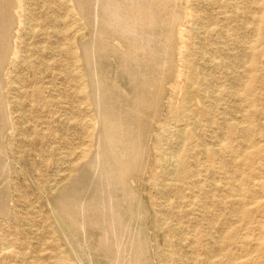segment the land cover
<instances>
[{
	"label": "rangeland",
	"instance_id": "obj_1",
	"mask_svg": "<svg viewBox=\"0 0 264 264\" xmlns=\"http://www.w3.org/2000/svg\"><path fill=\"white\" fill-rule=\"evenodd\" d=\"M107 1L12 0L8 1L10 7L6 8L7 4L0 9V20L5 21L3 27L9 45L0 68V77L4 76V80L0 79L4 97L0 96L1 112L4 109L3 118H0L4 126L0 124V137L3 133L1 140L6 149L0 152V264H264V0H166L165 3L156 0L160 4L158 7L155 0H150L153 3L147 0L149 5L146 0ZM128 4L132 7L129 8ZM164 7L174 16L171 12L169 15L164 13ZM7 10L12 12L9 14ZM138 11L145 13L136 15ZM137 17L145 21L156 17L155 24L159 25H154V30L147 29L148 32L143 26L142 30L147 33L137 31L140 40L145 39V34L148 39L151 31H154L153 36L149 38L156 35L153 43L149 42L155 48L152 62L139 58L148 63L145 62L147 65L144 67L139 61L142 70L147 67L146 70H152L155 75L147 84L143 83L140 79L144 70L136 68V73L141 71L142 75L138 76L139 87L133 89L128 85L131 84L128 83L129 76L118 73L119 64L114 55L109 56L112 59L109 63L104 58L106 52L109 53L107 50L110 51V45H106L108 40H114L113 35L116 34L117 41L120 38L124 41L121 36L126 41L128 36L125 32H130L133 25L128 18L137 20ZM159 21L161 24L157 23ZM116 25L120 26L119 29H115L118 28ZM96 35L100 38L97 39ZM105 35L109 39H105ZM102 37L107 43L101 41ZM91 40L99 43L98 51L103 49L95 54L97 58L103 56V60L95 61L92 53L95 45ZM87 44L93 47L89 48ZM86 47L88 50H84ZM89 57L94 58L92 65ZM168 60L172 62L169 64ZM101 61L104 67L107 65L105 69L100 68L101 73L102 70L103 74L107 72V77L109 75L108 78L112 79L110 88L116 86L112 84L117 81L122 84L124 96L130 93V99L128 97V102L124 103L130 105L123 107V111L116 96L109 94L114 99L108 98L114 103L117 100L113 103L114 108H117L116 104L118 106L114 109V115L119 114L115 119L126 120L121 121L120 126L124 124L126 131L131 129L134 133L129 132L124 139L127 132L118 136L115 129L117 142H113L118 146L112 142L113 148L112 143H107V148L100 151L104 169H100L102 172L98 174L93 170L95 163H86L85 157L97 153L96 136L101 124L93 89L95 80L93 84L91 82V77L96 75L91 76V73L92 67H101L102 64L97 65ZM4 63L8 65L5 67ZM101 73L98 72V79L103 89ZM153 91L158 95L154 96ZM135 98L138 101L131 105ZM119 109L122 113L133 114L129 115L130 121L120 115ZM138 116H143V119ZM145 129H149L148 135ZM105 132L103 141L109 142L110 133ZM133 135L138 139L140 149H132L131 153L130 146L129 150L123 148L125 152L121 151L125 145L121 146L118 140L124 137L127 143V138ZM145 140L149 141L148 144ZM142 143L150 149L146 148L149 152L145 150L141 155V148L146 146ZM127 165L131 166L128 173L118 178L117 174ZM82 170L87 173L80 177ZM113 172L117 173L115 177ZM129 176L133 179L129 180ZM74 179L78 181L75 191H81L75 192V200L78 197L76 204L89 203L94 211L90 214L97 217L93 226L88 224L86 232L75 218L71 220L68 213L65 216L63 210L64 201L69 205L75 203L72 202L74 196L64 192L75 182ZM125 182L130 186H125ZM115 187L126 190V194L122 191L125 196L119 195L121 191L116 192L118 189ZM105 197L119 204L115 205L118 211L114 214V228L118 238L125 233L124 239L130 240L122 239V249L129 248L122 250V254L128 251L132 254H123L126 255L125 261L118 259L123 255L115 257L117 254H114L118 248L117 240L111 234V224H107L108 221L114 222L113 215L109 213L111 208L104 207L101 213V200ZM125 198L130 204L122 201ZM119 207L122 209L120 212ZM105 218H108L107 223ZM97 220L101 223L98 224ZM79 221L82 220L79 218ZM94 226L99 229L91 230ZM105 230L110 232L109 237ZM131 242L133 245L137 242L138 246L132 248ZM138 242L144 243L141 244L144 248ZM125 243L128 246L125 247ZM84 248H87L86 252ZM137 249L142 251L138 253ZM136 252L139 255H135ZM92 256L93 260L90 259Z\"/></svg>",
	"mask_w": 264,
	"mask_h": 264
},
{
	"label": "bare ground",
	"instance_id": "obj_2",
	"mask_svg": "<svg viewBox=\"0 0 264 264\" xmlns=\"http://www.w3.org/2000/svg\"><path fill=\"white\" fill-rule=\"evenodd\" d=\"M8 1L11 2L12 0H3V1L0 0V9H4V8H5L4 6L7 5V4L9 3ZM93 1H94V0H93ZM98 1H99V0H98ZM108 1H109V0H108ZM108 1H107V2H108ZM122 1H123V0H122ZM134 1H135V0H133V2H134ZM146 1H147V0H146ZM146 1H144V2H146ZM148 1H150V0H148ZM148 1H147V3H148ZM157 1H158V0H157ZM162 1H163V2L165 1V2H166V0H162ZM168 1H169V0H168ZM1 2H3V3L5 2L4 5H3V3H1ZM13 2H14V0H13ZM95 2L97 3V1H95ZM117 2H118V1H117ZM119 2H120V0H119ZM129 2H130V0H129ZM135 2H136V1H135ZM138 2H139V1H138ZM150 2H151V1H150ZM150 2H149V3H150ZM154 2L157 3L156 0H155ZM158 2H159V1H158ZM165 2H164V3H165ZM14 3H16V1H15ZM14 3H12V4H14ZM96 3H95V4H96ZM101 3H102V1H101ZM110 3H111V2H110ZM120 3H121V2H120ZM120 3H119V4H120ZM124 3H125V2H124ZM140 3H141V1H140ZM140 3H139V4H140ZM149 3H148V5H149ZM151 3H153V1H152ZM103 4H104V3H103ZM130 4H132V3H130ZM137 4H138V3H137ZM106 5H107V4H106ZM115 5H116V3H115ZM122 5L125 6L123 3H122ZM128 5H129V4H128ZM133 5H134V4H133ZM140 5L143 6V4H140ZM150 5H152V4H150ZM155 5H156V4H155ZM159 5H160V4H159ZM159 5H158V3H157V6H156V7H158ZM10 6H11V5L8 4V6H7L6 8H8V7H10ZM92 6H94V5H92ZM103 6H104V5H103ZM117 6H119V5H117ZM123 6H122V8H123ZM135 6H136V4H135ZM146 6H147V5H146ZM161 6H162V5H161ZM164 6H165V5H164ZM2 7H3V8H2ZM95 7H96V6H95ZM115 7H116V6H115ZM130 7H132V6L129 5V8H130ZM140 7H141V6H140ZM14 8H15V7H14ZM122 8H121V9H122ZM126 8H127V7H126ZM148 8H149V6H148ZM150 8H152V7H150ZM150 8H149V9H150ZM104 9H105V8H104ZM110 9H111V7H110ZM133 9H134V8H133ZM135 9L138 10L136 7H135ZM135 9H134V10H135ZM145 9H146V7H145ZM167 9H168V8L164 7V10H163L164 13L168 14V12H171V15H172V11H170L169 9H168V10H169V11H168ZM9 10H10V9H9ZM100 10H101V9H100ZM123 10H124V9H123ZM129 10H130V9H129ZM129 10H128V11H129ZM131 10H132V9H131ZM140 10H141V9H140ZM143 10H144V9H143ZM152 10H153V8H152ZM152 10H151V11H152ZM155 10H156V9H155ZM157 10H159V8H158ZM7 11H8V10H7ZM14 11H15V10H14ZM96 11H97V10H96ZM96 11H95V12H96ZM110 11H111V10H110ZM116 11H117V10H116ZM121 11H122V10H121ZM128 11H127V12H128ZM153 11H154V10H153ZM163 11H162V12H163ZM4 12H5V11H4ZM8 12H9V14H10V12H12V11H8ZM102 12H103V11H102ZM107 12H108V14H110L109 11H108V9H107ZM107 12H106V13H107ZM127 12H126V13H127ZM132 12H133V11H132ZM139 12H140V11L136 12V13H137L136 15H138V14H140V13H141L140 15H143L142 13H145V12H143V11L140 12V13H139ZM114 13H115V12H114ZM117 13H118V11H117ZM152 13H153V12H152ZM174 13H175V12H174ZM17 14H18V13H17ZM99 14H100V13H99ZM127 14H128V13H127ZM131 14H133V13H131ZM148 14H149V13H148ZM162 14H163V13H162ZM7 15H8V14H7ZM14 15H16V13H14ZM106 15H107V14H106ZM111 15H112V14H111ZM122 15H123V14H122ZM134 15H135V14H134ZM140 15H139V17H140ZM144 15L147 16V14H144ZM149 15H150V14H149ZM168 15H169V14H168ZM171 15H170V17H171ZM176 15H177V14H176ZM0 16H1V15H0ZM3 16H5V14H4ZM3 16H2V17H3ZM83 16H85V15H83ZM89 16H90V15H89ZM94 16H95V15H94ZM97 16H98V15H97ZM97 16H96V17H97ZM101 16H103V15H101ZM101 16H99V17H101ZM108 16H109V15H108ZM118 16H119V15H118ZM131 16H132V15H131ZM131 16H130V17H131ZM151 16H152V15H151ZM155 16H157V14H156ZM172 16H174V15H172ZM177 16H178V15H177ZM13 17H14V16H13ZM85 17H86V16H85ZM148 17H150V16H148ZM91 18H92V16H91ZM109 18H110V17H109ZM115 18H116V17H115ZM117 18H118V17H117ZM153 18H154V16H153ZM153 18L151 17V21H148V18H147V19L145 18L146 21H145L143 18L140 20L138 17H137V20H136V19H133V18H128V19L132 20L133 25L130 26V28H131V31H130V32H128V33H127V31L125 32V34H126L125 36H128V37H126V41H125V37H123V36H121V37L124 38V41H121V38L117 41V39H116V38H117V37H116V34L114 33L115 35H113V36L115 37L116 40H115V39H114V40L112 39V40L109 42L110 39L108 38V35H105V36H107L105 39H109V40H108V44H106V45H107V47L110 45V46H109V47H110V51L107 50L109 53L106 52L107 56H106L104 59H106L108 63H109V62H112V61H111L112 59L110 60V59H109V56H110L111 54L114 55V56H113V55H112V56L115 57L116 62H118V64H119V70H118V73H119V71H120L119 74H121V72H122V73H126V74H127V77H128V76L130 77V78L128 77V79H129L130 81H131V80H132V81H131V82L129 81L128 83H131V84H128V85L131 86V87H133V89H136V87H139V86H137V85H138V81H139L138 79L140 78V77H138V76H139V75H142V74H140L141 71H140L139 73H138V71H137V73H136V71H135L136 68H137V69H138V68H141L143 65H144V67H145V66L148 64L145 60H144V61H145L147 64H145V62H143V61H141V60H143V59L148 60V59H149L150 61H148V62H152L151 59H153V56H154V55H153V52H154V54H155V51H154L155 48H152V47H154V46H152L151 44L153 43V42H152V39H153L156 35L154 34L155 36H154L153 38H149V37L153 34L154 31H151L152 34L149 35L148 39H147V36H148V35L145 34V39H144V40H143V39L140 40V37H137V36H139V33H138L137 31H138V30H139V31H143L142 29H143L144 27L146 28V31H147V32H148L147 29L154 30L155 28L153 29V26L156 25V24H155V21H156L157 19H156V17H155V19H153ZM160 18H161V17H160ZM162 18H163V17H162ZM95 19H96V18H95ZM178 19H179V17H178ZM178 19H177V20H178ZM7 20H8V19H7ZM90 20H91V19H90ZM159 20H160V19H159ZM163 20H164V19H161L162 22H163ZM92 21H93V20H92ZM94 21H95V23L98 22L97 20H94ZM99 21H100V20H99ZM107 21H108V23L111 22V21H109V20H107ZM120 21H121V20H120ZM123 21H124V20H123ZM128 21H129V20H128ZM165 21H166V19H165ZM0 22H1V25H0V68H1V65H2L3 59H4V57H5L6 53H7V51H9V45H8V43H7V36L5 35L6 32L4 31V27H3V23H5V21L1 19ZM102 22L104 23L103 20H102ZM112 22H113V21H112ZM132 22H131V23H132ZM15 23H16V22H15ZM100 23H101V22H100ZM106 23H107V22H106ZM119 23H120V22H119ZM127 23H128V22H127ZM129 23H130V22H129ZM131 23H130V24H131ZM157 23H160V21L157 22ZM165 23H166V22H165ZM167 23H169V22H167ZM90 24L92 25V22H91ZM116 24H117V23H116ZM125 24H126V23H125ZM160 24H161V23H160ZM162 24L164 25V23H162ZM16 25H17V24H16ZM98 25H99V24H98ZM103 25H104V24H103ZM108 25H109V24H108ZM119 25H121V24H119ZM119 25H118V26L116 25V27H118V28H115V27H114V28H115V29H119V27H120ZM126 25H127V24H126ZM126 25H125V26H126ZM157 25H159V24H157ZM157 25H156V27H158ZM163 25H162V26H163ZM92 26H93V25H92ZM104 26H105V25H104ZM143 26H144V27H143ZM108 27H109V26H108ZM110 27H111V26H110ZM122 27H123V26H122ZM165 27H166V25H165ZM92 28H93V27H92ZM125 28H126V27H125ZM12 29H14V28H12ZM95 29H96V31H97V28H95ZM95 29H94V31H95ZM99 29H101V28H98V30H99ZM103 29L105 30V28H103ZM106 29H107V28H106ZM108 29H109V28H108ZM111 29H112V28H111ZM126 29H127V28H126ZM157 29H158V28H157ZM129 30H130V29H129ZM169 30H171V29H169ZM94 31H92V32H94ZM99 31H100V30H99ZM101 31H102V30H101ZM114 31H115V30H114ZM114 31L112 30V32H114ZM116 31H117V30H116ZM124 31H125V30H124ZM109 32H110V31H109ZM109 32H108V33H109ZM112 32H111V33H112ZM143 32H145V29H144ZM143 32H142V33H143ZM147 32H145V33H147ZM149 32H150V31H149ZM170 32H171V31H170ZM103 33H104V32H103ZM105 33H106V32H105ZM10 34H12V33H10ZM13 34H15V32H13ZM98 34H100V33H98ZM106 34H107V33H106ZM118 34H120V33H118ZM122 34H124V32H123ZM122 34H121V35H122ZM137 34H138V35H137ZM133 35H134V36H133ZM160 35H161V34H160ZM110 36H112V34L109 35V37H110ZM119 36H120V35H119ZM141 36H142V35H141ZM152 36H153V35H152ZM152 36H151V37H152ZM9 37H10V36H9ZM96 37H97V39L100 38V36H97V35H96ZM143 37H144V34H143ZM118 38H119V37H118ZM12 39H13V37H12ZM12 39H11V40H12ZM122 40H123V39H122ZM153 40H154V39H153ZM91 41L93 42V40H91ZM101 41H104L105 43H107V40H106V41L103 40V37H102V40H101ZM150 41L152 42L151 44H149ZM12 42H13V41H12ZM12 42H11V43H12ZM92 42H91V43H92ZM101 43H103V42H101ZM101 43H100V44H101ZM105 43L103 44V46H105ZM170 43H171V42H170ZM89 44H90V43H89ZM89 44H87L86 46H88ZM98 44H99V43H98ZM98 44H97V42L95 43V41L93 42V45H95V47H94V48H95V51L92 52V53H94V55H95V54H98L99 51H101V50L103 51V49H100V48H99V49H100L99 51L97 50V49H98V47H97ZM11 45H12V44H11ZM154 45H155V44H154ZM156 45H157V43H156ZM90 46H91V45H90ZM99 46H100V45H99ZM150 46H151V47H150ZM1 47H2V48H1ZM12 47H13V46H12ZM83 47H84V46H83ZM88 47H89V46H88ZM88 47H86L84 50H86V49L88 50ZM92 47H93V46H92ZM92 47H89V48H92ZM157 47H158V46H157ZM94 48H93V49H94ZM101 48H102V47H101ZM103 48H104V47H103ZM11 49H13V48H11ZM93 49H92L91 51H93ZM108 49H109V48H108ZM84 50H81V51L84 52ZM104 50H106V49H104ZM11 51H12V50H11ZM11 51H10V52H11ZM97 51H98V53H97ZM170 51H171V50H170ZM87 52H89V51H87ZM4 53H5V55H4ZM90 53H91V52H90ZM92 53H91V55H92ZM149 53H150V54H149ZM156 53H157V52H156ZM170 53H172V51H171ZM83 54H84V53H83ZM108 54H109V55H108ZM85 55H86V54H85ZM85 55H84L83 57H85ZM156 55H158V54H156ZM7 56H8V55H7ZM88 56H89V55H88ZM95 56H96V57H95ZM95 56H94L95 61H96V60L98 61V59H100V58L103 60V58H102L103 56H102V57H99V58H97L98 55H95ZM149 56H150V57H149ZM168 56H169V54H168ZM168 56H167V57H168ZM90 57H92V56H90ZM90 57H89L90 60L94 59V58L91 59ZM107 57H108V58H107ZM140 57H143V59L139 60ZM167 57H166V61H167ZM5 58H6V57H5ZM10 58H11V57H10ZM85 58H86V57H85ZM96 58H97V59H96ZM110 58H111V57H110ZM81 59H84V58H81ZM89 59H88V61L90 62ZM113 59H114V58H113ZM168 59H169V58H168ZM170 59H171V58H170ZM7 60L9 61V58H8V57H7ZM7 60H6V61H7ZM8 61H7V62H8ZM83 61H84V60H83ZM104 61H105V60H104ZM139 61H141L142 66H141V63H140ZM163 61H164V60H163ZM170 61L172 62V60H170ZM85 62H87L86 59H85ZM92 62H94V61L92 60V61L90 62L91 64H90V63H88V64L92 65ZM102 62H103V61H101L100 64H99V63L97 64V65H99V66L102 64L101 67H98V66H97V67H98V68H97V67L94 66V67H95L94 70H93L94 67H92V73H91V76H93L92 74H94V73H95V75H96V76L93 77V78H95V79H93V78L91 77V79H92V81H91L92 84L94 83L93 80H95V83H94L95 85H93V86L95 87V88L93 87V89H95V91H94L93 89L90 88L91 91L93 90V91L95 92V97H96V98H95V101H96V103H97V108L99 109V112H98L99 114H98V113H97V114L100 115V119H99V117H98V119H99L100 121H99V120H98V121H99L100 124H101V125H100V126H101V129L98 128V129H99V131H98L99 133H98V135L96 134V135L98 136V138H97V136H96L97 145H98V146H97V153H96L97 156L95 155V152H94L92 155H87V156L85 157V159H86V163H91V162H94V163H95V168H94L93 170L95 171V173H98V174H101L102 170L104 169V161H102L103 159H101V158L99 157V155H100V151H102L103 149L107 148V145H108V144L110 145V143H112L113 141H116V138H117V137L115 136V135H116L115 133H116L117 131H118V136H120V135H123V136H124V134H126V132H127V134L125 135V138H124V137H121V138L118 140V143H120L121 146H124V145H125L124 147H121V148H122V149H120L121 151H122V150L124 151L125 149H127L128 147L130 148V146H131V153H132V149H133L134 151H137V149H138V147H139L138 139H137L136 137L134 138V135H135V134L132 136L133 139H132L131 136L128 137L129 139L131 138V140H130L131 142H129V139H128V138H127V140H128L127 143H126V140L124 141V139H126V136L128 135V133L131 132V131L133 132V130L130 129L131 126L129 125L130 127H128V128L130 129V131H126V130H127V129H126V126H125V128H124V124L121 125V126H120V124H119L121 121L126 122V120H125V121H124V120L119 121L120 119H119V120L115 119V118H116L115 116H117V115H114V109H117L118 106H120L119 108L123 111V110H124L123 107L125 108L126 106H129V105H130V104H129V105H128V104H127V105L124 104L125 102H128V101H126V100H127L128 97H129V96H128V93H129V92L127 93V92L125 91L127 94L124 96V95H123L124 92H122V90H123V89H122V88H123V87H122V84L119 83V82H117V81L115 82V84H112V85H116V86H113L112 88H110V87H111V86H110L111 84H109V83H110V79H111V78H108V77H110V76L108 75V77H107L106 74H108V73L106 72V74H103V73H104L103 70H102V73H101V70H100V68H101V69H105V67L107 66V65H106V66L104 67V63H102ZM164 62H165V61H164ZM171 62H170V63H171ZM139 63H140V64H139ZM167 63H169V60H168ZM167 63H166V64H167ZM170 63H169V64H170ZM173 63H174V62H173ZM173 63H172V64H173ZM176 63H177V62H176ZM4 64H5V63H4ZM6 64L8 65V63H6ZM6 64H5V67H6ZM84 64H85V63H84ZM86 64H87V63H86ZM105 64H107V63H105ZM114 64H115V63H114ZM114 64H113V65H114ZM169 64H168V65H169ZM172 64H171V65H172ZM93 65H95V64H93ZM115 65H117V64H115ZM168 65H166V66H168ZM87 66H88V65H87ZM102 66H103L104 68H102ZM173 66H174V64H173ZM173 66H172V68H173ZM85 67H86V66H85ZM90 67H91V66H90ZM90 67H89V68H90ZM106 68H107V67H106ZM111 68H112V67H111ZM142 68H143V67H142ZM142 68H141V70H142ZM146 68H147V67H146ZM146 68H145V70L143 69L144 71L142 70V71H143V72H142V73H143V75H142L143 78H142V76H141V79H140V80L143 81V83H146V84H147L148 81H149V79H150V77L153 76V75H155V74L153 73L152 70L149 71V70H146ZM167 68H168V67H167ZM172 68H171V69H172ZM5 69H6V68H5ZM87 69H88V68H87ZM87 69H86V70H87ZM117 69H118V68H117ZM84 70H85V69H84ZM164 70H166V67H165ZM93 71H94V72H93ZM99 71H100V73H101L102 80H103V89L100 88V84H101V83H100V80L98 79V72H99ZM108 71H111V70L109 69ZM168 71H169V68H168ZM170 71H171V70H170ZM4 72H5V70H4ZM90 72H91V71H90ZM116 72H117V70H116ZM110 73H112V72H109V74H110ZM170 73H172V72H170ZM112 74H113V73H112ZM0 75H1V74H0ZM104 75H105V76H104ZM121 75H122V74H121ZM124 75H125V74H124ZM2 76H3V75H2ZM171 76H172V75H171ZM3 77H4V76H3ZM3 77H2V78H3ZM123 77H124V76H123ZM167 77H168V76H167ZM2 78L0 77L1 80H4V79H2ZM115 78H116V77H115ZM125 78H126V77H125ZM125 78H124L123 80H125ZM151 78H152V77H151ZM156 78H157V77H156ZM156 78H155V79H156ZM168 78H169V77H168ZM142 79H143V80H142ZM89 80H90V75H89ZM111 80H112V79H111ZM126 80H127V79H126ZM150 80H151V79H150ZM114 81H115V80H114ZM5 82H6V81H5ZM111 82H113V81H111ZM120 82H121V81H120ZM154 82H155V81H154ZM1 83H2V82H1ZM1 83H0V84H1ZM136 83H137V84H136ZM139 83H141V82H139ZM143 83H142V84H143ZM150 83H151V82H150ZM150 83H149V84H150ZM152 83H153V82H152ZM159 83H160V82H159ZM163 83H164V82H162V84H163ZM135 84H136V85H135ZM146 84H145V85H146ZM3 85H6V84H4V82H3ZM139 85H140V84H139ZM159 85H160V84H158V87H159ZM140 86H141V85H140ZM150 86H151V85H150ZM150 86H148L147 88H149ZM153 86L156 87V85H153ZM160 86H161V85H160ZM91 87H92V86H91ZM126 87H127V86H126ZM141 87H142V86H141ZM143 87H145V86H143ZM151 87H152V86H151ZM151 87H150V88H151ZM154 87H153V88H154ZM158 87H157V90H158ZM1 88H3V86H2ZM1 88H0V96L3 97V95L1 94V90H2ZM129 88H130V87H129ZM150 88H149V89H150ZM159 88H160V87H159ZM5 89H6V88H4V92H5ZM149 89H148V90H149ZM162 89H164V88H162ZM162 89H160V90L162 91ZM152 90H153V89H152ZM154 90H155V88H154ZM157 90H156V91H157ZM160 90H159V91H160ZM164 90H165V89H164ZM89 92H90V91H89ZM133 92H135V91L133 90ZM133 92H132V93H133ZM148 92H149V91H148ZM157 93H158V92H156V93L154 94V91H153L154 96H155ZM162 93H163V92H162ZM92 94H93V93H92ZM92 94H91V95H92ZM109 94L116 96L115 99L117 98V100H119V101L121 102V104H120V105L118 104V106H117V104H116V107H117V108H114V107H113V103H114V102L111 101V99H112V100L114 99V96H110ZM135 94H136V93H135ZM150 94H151V93H150ZM159 94H160V92H159ZM5 95H6V94H5ZM129 95H130V93H129ZM157 95H158V94H157ZM161 95H162V94H161ZM89 96H90V95H89ZM108 96H110V98H111V97H112V98L109 100ZM133 96H134V95H133ZM91 97H92V96H91ZM93 97H94V96H93ZM135 97H137V96H135ZM149 97H151V96H149ZM152 97H153V96H152ZM160 97H162V96H160ZM3 98H4V97H3ZM137 98H138V97H137ZM137 98H135V100L133 99L134 102H131V105H133L132 103H135V101L137 100ZM139 98H140V97H139ZM139 98H138V99H139ZM155 98H156V97H155ZM157 98H158V97H157ZM157 98H156V99H157ZM129 99H130V97H129ZM159 99H160V98H159ZM117 100H116V101H117ZM151 100L153 101V98H152ZM151 100H150V101H151ZM114 101H115V100H114ZM116 101H115V103H116ZM137 101H138V100H137ZM148 101H149V100H148ZM3 102H4V101H3ZM144 102H145V101H144ZM153 102H154V101H153ZM157 102H158V101H157ZM157 102H156V103H157ZM115 103H114V104H115ZM118 103H119V102H118ZM122 103H123L125 106H123ZM151 103H152V102H151ZM151 103H150V104H151ZM156 103H154V104H156ZM0 104H1V98H0ZM145 104L147 105V103H145ZM6 105H7V104H6ZM136 105H137V104H136ZM148 105H149V104H148ZM152 105H153V104H152ZM114 106H115V105H114ZM134 106H135V105H134ZM4 107H5V106H4ZM132 107H133V106H132ZM132 107L130 106V108H132ZM149 107H150V106H149ZM151 107H154V106H151ZM0 108H1V107H0ZM5 108H6V107H5ZM95 108H96V107H95ZM126 108H127V107H126ZM130 108H129V110H130ZM133 108H134V107H133ZM135 108H137V107L135 106ZM135 108H134V109H135ZM138 108H139V107H138ZM138 108H137V109H138ZM147 108H148V107H147ZM155 108H156V107H155ZM7 109H8V108H7ZM7 109H6V110H7ZM120 109L118 110L119 112L121 111ZM134 109H133V111H134ZM139 109H141V108H139ZM148 109H149V108H148ZM3 110H4V109H2V112H1V109H0V113H1V114H0V118H1V117L3 118V116H2ZM6 110H5V111H6ZM96 110H97V109H96ZM129 110L127 109V112H128ZM151 110H153V109H151ZM154 110H155V109H154ZM156 110H158V109H156ZM122 111H121L120 115H124V116H125L124 119H126V118L128 117V119H129V121H130V117H131V116H129V115H130L131 113H130V114H125V113H122ZM125 111H126V110H125ZM135 111H136V109H135ZM139 111H140V110H139ZM147 111H148V110H147ZM263 111H264V110H263ZM7 112H8V111H7ZM115 112H116V110H115ZM129 112H130V111H129ZM136 112H138V111H136ZM136 112H135V113H136ZM145 112H146V111H145ZM149 112H150V111H149ZM149 112H148L147 115H149ZM151 112H153V111H151ZM157 112H158V111H157ZM157 112L155 113L156 115H157ZM132 113H133V112H132ZM146 113H147V112H146ZM146 113H145V114H146ZM4 114H5V113H4ZM6 114H8V113H6ZM158 114H159V113H158ZM131 115H133V114H131ZM136 115H137V113H136ZM150 115L152 116V114H150ZM8 116H9V114H8ZM118 116H119V114H118ZM118 116H117V118H118ZM154 116H155V115H154ZM6 117H7V116H6ZM96 117H97V116H96ZM136 117H137V116H136ZM136 117H135V118H136ZM138 117H139V116H138ZM142 117H143V116H141V117H139V118H142ZM147 117H148V116H146V118H147ZM157 117H158V116H157ZM4 118H5V117H4ZM120 118H123V116H120ZM133 118H134V117H133ZM144 118H145V116H144ZM150 118H151V117H150ZM150 118H149V119H150ZM5 119H6V118H5ZM131 119H132V118H131ZM142 119H143V118H142ZM151 119H152V118H151ZM1 120H2V119H1ZM139 120H140V119H139ZM146 120H147V119H146ZM146 120L144 121L145 123H146ZM8 121H9V120H8ZM98 121H97V122H98ZM118 121H119V122H118ZM153 121H154V120H153ZM153 121H152V123H153ZM4 122H5V121H4ZM9 122H10V121H9ZM9 122H8V123H9ZM99 122H98V124H99ZM123 122H122V123H123ZM141 122H142V120H141ZM2 123H3V122H2ZM2 123H0V124H2ZM128 123H129V122H128ZM141 124H143L142 126L144 127V123L142 122ZM146 124H147V123H146ZM5 125H6V122H5ZM125 125H126V124H125ZM127 125H128V124H127ZM148 125H149V124H148ZM2 126H3V124L1 125V127H2ZM3 127H4V126H3ZM97 127H98V125H97ZM149 127H150V126H149ZM149 127H148V128H149ZM5 128H6V127H5ZM113 128H114V129H113ZM116 128H117V131L115 132V129H116ZM141 128H142V127H141ZM1 129H2V128H1ZM7 129H8V127H7ZM7 129H6V130H7ZM125 129H126V130H125ZM129 129H128V130H129ZM141 130L143 131V129H141ZM145 130H146V129H145ZM148 130H149V129H148ZM148 130H146V132H145V133H147V135H148V132H149ZM2 131H3V130H2ZM96 131H97V129H96ZM105 131H107V133H108V132L110 133V135H109L110 141H109V142H105V141H103V138H104L105 135H106V134H105V133H106ZM139 131H140V128H139ZM147 131H148V132H147ZM114 132H115V133H114ZM140 132H141V131H140ZM140 132H139V134H140ZM133 133H134V132H133ZM135 133H136V132H135ZM137 133H138V132H137ZM114 134H115V135H114ZM141 134H143V133L141 132ZM130 135H132V133H130ZM3 136H4V135H3V133H2V137H0V152L6 150V149L4 148V144H3L4 141L1 140V138H3ZM136 136H138V135L136 134ZM140 136L142 137V135H140ZM143 136H144V135H143ZM138 137H139V136H138ZM123 138H124V139H123ZM145 139H146V136H145ZM135 140H136V142H135ZM142 140H143V137H142ZM146 140H147V139H146ZM146 140H145L144 142H146V143L149 142V141H146ZM2 141H3V142H2ZM116 142H117V141H116ZM116 142H115V143H116ZM141 142H142V141H141ZM141 142H140V145H141ZM107 143H108V144H107ZM113 143H114V142H113ZM113 143H112V147L114 148ZM115 143H114V144H115ZM125 143H126V144H125ZM146 143H142V144H145V145H146ZM147 144H148V143H147ZM115 145L118 146V144H115ZM120 145H119V146H120ZM147 146H148V145H146L144 149L141 148V153H140L141 155L144 153L143 151L147 150L146 148H149V147H150V146H149V147H147ZM141 147H142V146H141ZM123 148H125V149H123ZM129 148H128V150H129ZM117 149H118V148H117ZM139 149H140V147H139ZM149 149H150V148H149ZM126 151H127V150H126ZM147 151H148V150H147ZM124 152H125V151H124ZM124 152H123V153H124ZM129 152H130V151H129ZM139 152H140V151H139ZM148 152H149V151H148ZM4 153H5V152H4ZM2 154H3V153H2ZM124 154H125V153H124ZM129 154H130V153H129ZM145 154H146V152H145ZM148 154H149V153H148ZM150 154H151V153H150ZM137 155H138V156H141V155H139L138 152H137ZM125 156H127V155L125 154ZM146 156H147V155H146ZM0 157H1V156H0ZM2 157H3V156H2ZM4 157H5V156H4ZM146 158H147V157H146ZM150 158H151V157H150ZM1 159H2V158H1ZM5 159H6V158H5ZM2 160H4V159H2ZM146 160H147V159H146ZM148 160H149V159H148ZM164 161H165V160H164ZM6 162H7V161H6ZM172 162H173V161H172ZM6 164H7V163H6ZM91 164H92V163H91ZM173 164L175 165L174 162H173ZM87 165H88V164H87ZM129 165H130V164H129ZM129 165L125 166V167L123 168V170H122L121 172H119L118 174L113 172V173H114V177H115V174H117V175H118L117 177H118V178H121V176H124L126 173H128V171H129L130 168H131V166H130V168L128 167ZM141 165H142V164H141ZM141 165H140V168H141ZM170 165H172V164L170 163ZM6 166H7V165H6ZM138 167H139V166H138ZM175 167H176V166H175ZM175 167H174V168H175ZM8 168H9V167H8ZM142 168H143V166H142ZM142 168H141V169H142ZM170 168H171V167H170ZM1 169H2V168H1ZM4 169H5V168H4ZM6 169H7V168H6ZM100 169H102V170L100 171ZM141 169H140V170H141ZM88 170H90V169H88ZM140 170L137 169V171H140ZM4 171H5V170H4ZM83 171H84V170H82V172H83ZM113 171H114V170H113ZM141 171H142V170H141ZM85 172H86V171H85ZM85 172H83V174H79V176H80V175H84ZM8 173H9V172H8ZM86 173H87V172H86ZM89 173H90V172H89ZM92 173H93V172H92ZM135 174H137V173L135 172ZM108 175H109V174H107V176H108ZM112 175H113V174H112ZM119 176H120V177H119ZM131 176H132V175H131ZM80 177H82V176H80ZM132 177H133V176H132ZM128 178H129V180H130V179H131V180L133 179V178H130V176H129ZM128 178H127V179H128ZM134 179H135V178H134ZM74 180H75V179H74ZM129 180H127L126 182H128ZM76 181H77V180H75V182L72 183L73 185L71 184V186H70L68 189L66 188V190L64 191L66 195L74 196V195H75V192H76V194H77V191H78L79 189H78L77 191H75V190H76L75 187H76V185H77L76 183L78 182V181H77V182H76ZM86 181H87V180H86ZM115 181H118V182H119L120 179H117V180L115 179ZM87 182H88V181H87ZM126 182H125V184H126ZM79 183H80V184H84V183H81V181H80ZM121 183H124V182L121 181ZM86 184L88 185V183H86ZM125 184H124V185H125ZM118 185H119V184H118ZM124 185H123V186H124ZM128 185H129V184H126L125 186H128ZM80 186H81V185H80ZM83 186H84V185H83ZM83 186H82V187H83ZM115 186H116V185H115ZM129 186H130V185H129ZM77 187H78V186H77ZM82 187H79V188H82ZM84 187L86 188V186H84ZM87 188H88V186H87ZM115 188L118 189L116 192L121 191V190H119V188H117V187H115ZM128 188H130V187H128ZM83 189H84V188H83ZM120 189H121V188H120ZM122 189H123V188H122ZM126 189H127V188H126ZM7 190H8V189H7ZM7 190H6V191H7ZM79 191H80V190H79ZM122 191H123V190H122ZM122 191L119 192L118 194H119V195H121V194L124 195V193L126 194V192H127L126 190H124V191H126V192L123 191L124 193H122ZM80 192H81V191H80ZM0 193H2V192H0ZM61 193H62V192H61ZM120 193H121V194H120ZM130 193H132V192H130ZM62 194H63V193H62ZM65 194H64V195H65ZM128 194H129V192H128ZM64 195H63V196H64ZM66 195H65V196H66ZM116 195H117V194H116ZM116 195H115V196H116ZM129 195H130V196H131V195L133 196V194H129ZM71 196H70V197H71ZM80 196H81V195H80ZM124 196H125V195H124ZM70 197H69V200H70ZM86 197H87V196H86ZM95 197H96V196H95ZM117 197H118V196H117ZM135 197H136V196H135ZM65 198H66V197H65ZM67 198H68V197H67ZM72 198H73V197H72ZM79 198H81V197H79ZM91 198H92V197H91ZM126 198H127V197H126ZM126 198H125V200L123 199L122 201H123V202L126 201ZM131 198H132V197H131ZM73 199L75 200V196H74ZM77 199H78V197H77ZM77 199H76V200H77ZM81 199H82V198H81ZM84 199H85V198H84ZM120 199H121V198H120ZM128 199H129V198H128ZM132 199H133V198H132ZM64 200H65V199H64ZM74 200L72 201V202H75V203H72L73 206H72V205H69L68 201H64L63 204H62L61 202H60V203L63 205L64 213H66L65 216H68V215H69V216L71 217V220H72V218H75V220L79 223L80 227L82 226V228H83L84 231H85L86 227H88V224L93 226V223H96L95 218H97V217L93 218V215L90 214V213L92 212V208H91L92 205H90L89 203H86L85 201H84L85 203L79 205V204H76V203H78V202H77L78 200H77V201H76V200L74 201ZM91 200H92V199H91ZM116 200H117V199H116ZM129 200H130V199H129ZM134 200H135V199H134ZM61 201H63V200H61ZM82 201H83V200H82ZM82 201H81V202H82ZM98 201H100V200H98ZM101 201H102V204H103V208L101 209V213H102V211H104V207H106V208H111L110 211H109V213H111V214L113 215V218H114V222H113V220H112V222L108 221V223H107L106 220H107L108 218H107V219L105 218L104 221H105L107 224H111V226H110V230L112 231L111 234H112V236L114 237V239L116 238V240H117V247H118V248H117V247H114V248H117V249H115L116 251H114V252H115L114 254H117V256H115V257H118L120 254H121V255H123V254H125V253H126V255L129 254V253H130L129 251H128L129 253H128V252H124V253L122 254V252H123V251H126V249H127V248H126L125 250L122 249V247H123V244H122L123 240H122V239H124L123 236L126 237L125 233H122L121 237L118 238L119 234L117 235L116 228H114V227H115V223H116V217H115L114 214L116 213V210H117V209H115V205L118 206L119 204L117 205V204H115V202L112 203L113 201L110 200V199H108V197H105V199H102ZM101 201H100V203H101ZM122 201H121V202H122ZM127 201H128V200H127ZM127 201H126V202H127ZM58 202H59V200H58ZM70 202H71V200H70ZM121 202H120V204H121ZM128 202H129V204H130V201H128ZM128 202H127V203H128ZM131 202H133V201L131 200ZM96 203H97V202H96ZM134 203H136V201H135ZM58 204H59V203H58ZM61 204H60L59 206H61ZM74 204H75L78 208L75 207ZM109 204H110V205H109ZM131 204H132V203H131ZM99 205H101V204H99ZM122 205H123V204H122ZM126 205H127V204H126ZM126 205H125V206H126ZM133 205H134V204H133ZM136 205H137V203H136ZM95 206H96V204H95ZM125 206H124V207H125ZM71 207H75V208H71ZM121 207H122V206H121ZM124 207H122V208H124ZM129 207H130V206H129ZM131 207H132V205H131ZM94 208H95V207H94ZM99 208H101V207L99 206ZM106 208H105V209H106ZM116 208H117V207H116ZM125 208H126V207H125ZM133 208H134V207H133ZM133 208H132V209H133ZM0 209H1V208H0ZM5 209H6V208H5ZM118 209H120V207H119ZM60 210H61V207H60ZM63 210H61V211H63ZM98 210H99V209H98ZM121 210H122V209H120L119 212H120ZM124 210H125V209H124ZM128 210H129V208H128ZM128 210H126V211L128 212ZM4 211H5V210H4ZM75 211H77V212L79 211L80 213L78 212V214H77V213L74 214ZM95 211H96V210H95ZM105 211H106V210H105ZM117 211H118V210H117ZM130 211H131V210H130ZM139 211H140V210H139ZM93 212H94V211H93ZM93 212H92V213H93ZM67 213H68V215H67ZM97 213H98V212H97ZM129 213H131V212H129ZM99 214H100V213H99ZM105 214H106V213H105ZM118 214H119V213H118ZM62 215H64V214H62ZM109 215H110V214H109ZM121 215H122V214H121ZM127 215H128V214H127ZM137 215H138V214H137ZM59 216H60V215H59ZM95 216H96V215H95ZM102 216H103V215H102ZM102 216H100V217H102ZM107 216H108V215H107ZM116 216L119 217L117 214H116ZM123 216H124V215H123ZM130 216H131V215H130ZM100 217H99V218H100ZM103 217H104V216H103ZM103 217H102V218H103ZM62 218H63V217H62ZM66 218H67V217H66ZM66 218H65V219H66ZM79 218L82 220L81 222L79 221ZM111 218H112V216H111ZM121 218H123V217H121ZM125 218H126V217H125ZM130 218H131V217H130ZM141 218H142V216H141ZM65 219H64V220H65ZM67 219H68V218H67ZM68 220H69V219H68ZM68 220H67V222H68ZM99 220H100V219H99ZM101 220H102V219H101ZM110 220H111V219H110ZM124 220H125V219H124ZM65 221H66V220H65ZM121 221H123V219H121ZM131 221H132V220H131ZM97 222H98V224L101 223V221H98V220H97ZM129 222H130V221H129ZM74 223H75V222H74ZM78 223H77V224H78ZM106 223H104L105 226H106ZM126 223H127V221H126ZM132 223H134V222L132 221ZM68 224H69V223H68ZM77 224H76V225H77ZM98 224H96V225H98ZM104 224H102V225H104ZM129 224H130V223H129ZM64 225H65V223H64ZM72 225H73V224H72ZM74 225H75V224H74ZM119 225H120V224H119ZM131 225H132V224H131ZM131 225H129V226L131 227ZM66 226H67V224H66ZM66 226H65V227H66ZM117 226H118V225H117ZM129 226H128V227H129ZM132 226H133V225H132ZM136 226H137V225H136ZM68 227H69V225H68ZM71 227L73 228V226H71ZM74 227H77V226H74ZM100 227H101V226H100ZM106 227H107V226H106ZM118 227H119V226H118ZM82 228H81V230H82ZM93 228L95 229L96 227H95V226H94V227H91V230H92ZM107 228H108V227H107ZM107 228H106V229H107ZM131 228H132V227H131ZM134 228H135V227H134ZM96 229H97V228H96ZM98 229H99V228H98ZM98 229H97V230H98ZM108 229H109V228H108ZM108 229H107V230H108ZM122 229L124 230V228H122ZM129 229H130V228H129ZM132 229H133V228H132ZM132 229H130V230L132 231ZM76 230H77V229H75V231H76ZM79 230H80V229H79ZM79 230H78V232H79ZM81 230H80V231H81ZM101 230H102V228H101ZM103 230H104V228H103ZM103 230H102V231H103ZM107 230H105V233L108 235L110 232H108ZM60 231H61V229H60ZM72 231H73V230H72ZM84 231H83V232H84ZM102 231H101V233H102ZM119 231H120V230H119ZM131 231H129V232H131ZM133 231H134V229H133ZM76 232H77V231H76ZM76 232H75V233H76ZM81 232H82V231H81ZM85 232H86V231H85ZM120 232H121V231H120ZM71 233H72V232H71ZM71 233H70V235H71ZM73 233H74V232H73ZM89 233L91 234V232H89ZM98 233H99V232H98ZM118 233H119V232H118ZM83 234H85V233H83ZM86 234H87V233H86ZM133 234H134L135 236H137V235L135 234V232H134ZM133 234H131V235H133ZM65 235H66V234H65ZM68 235H69V234H68ZM73 235H74V234H73ZM78 235H81V234H78ZM100 235H101V234H100ZM102 235H103V234H102ZM74 236H76V235H74ZM90 236H91V235H90ZM70 237H71V236H70ZM72 237H73V236H72ZM84 237H86V236H84ZM108 237H109V235H108ZM86 238H87V237H86ZM136 238H138V237H136ZM66 239L72 240V239H70V238H68V237H67ZM76 239H77V237H76ZM125 239H126V241H127V238H125ZM125 239H124V240H125ZM130 239H131V238H130ZM132 239H133V237H132ZM138 239H140V238H138ZM74 240H75V239H74ZM74 240H73V241H74ZM86 240H87V239H86ZM86 240H84V241H86ZM121 240H122V241H121ZM134 240H135V239H134ZM140 240H141V239H140ZM140 240H139V241H140ZM66 241H67V240H66ZM84 241H83V242H84ZM99 241H100V240H99ZM107 241H108V240H107ZM112 241H113V240H112V238H111V242H112ZM129 241H130V240H129ZM129 241H127V242H129ZM137 241H138V240H137ZM144 241H145V240H144ZM87 242H88V241H87ZM104 242H105V241H104ZM115 242H116V241H115ZM115 242H114V243H115ZM140 242H141V241H140ZM69 243H70V242H69ZM74 243H76V242L74 241ZM84 243H86V242H84ZM99 243H100V242H98V245H100ZM114 243H113V244H114ZM138 243H139V242H138ZM70 244H71V243H70ZM80 244H81V243H80ZM93 244H94V243H93ZM111 244H112V243H111ZM127 244H128V243H125V247H126ZM136 244H137V242L134 244V245H135V246H134V245L132 244V242H131V246L133 245L132 248L138 246V245H136ZM141 244H144V243H141ZM141 244L139 243V245L142 246V247L144 248V246L141 245ZM146 244H147V243H146ZM146 244H145V245H146ZM94 245H95V244H94ZM103 245H104V244H103ZM103 245H102V246H103ZM109 245H110V244H109ZM84 246H85V245H83V247H84ZM90 246H91V245H90ZM104 246H105V245H104ZM111 246H112V245H111ZM113 246H115V245H113ZM127 246H128V245H127ZM146 246H147V245H146ZM75 247H76V246H74V249H75ZM85 247H86V246H85ZM142 247H141V248H142ZM72 248H73V247H72ZM87 248H88V247H87ZM87 248H86V249H87ZM99 248H100V247H99ZM109 248H111V247H109ZM84 249H85V248H84ZM86 249H85V252H86ZM88 249H91V248H88ZM94 249H95V248H94ZM101 249H103V248L101 247ZM111 249H112V248H111ZM128 249H129V248H128ZM128 249H127V250H128ZM130 249H131V248H130ZM92 250H93V247H92ZM96 250H97V248H96ZM96 250H95V252H96ZM108 250H109V249H108ZM122 250H123V251H122ZM137 250H138V249H137ZM139 250H141V249H139ZM139 250H138V251H139ZM70 251H71V250H70ZM72 251H73V250H72ZM72 251H71V252H72ZM75 251H76V250H75ZM82 251H83V250H82ZM97 251H98V250H97ZM110 251L112 252V250H110ZM130 251H131V250H130ZM138 251H137V252H138ZM141 251H142V250H141ZM77 252L80 253L78 250L76 251V253H77ZM87 252H90V251H87ZM91 252H92V251H91ZM98 252H99V251H98ZM101 252H102V251H101ZM106 252H107V251H106ZM106 252H105V253H106ZM137 252L135 253V255L137 254ZM72 253H73V252H72ZM109 253H110V252H108V254H109ZM133 253H134V252H133ZM138 253H140V251H139ZM147 253H148V252H147ZM98 254H99V253H98ZM114 254H113V255H114ZM130 254H131V253H130ZM145 254H146V253H145ZM73 255H74V254H73ZM78 255H79V254H78ZM82 255H83V253H81V256H82ZM121 255H120V256H121ZM126 255H125V256H126ZM131 255H132V254H131ZM137 255H139V254H137ZM141 255L143 256V254H141ZM146 255H147V254H146ZM89 256H90V255H89ZM94 256H96V255H94ZM98 256H100V255H98ZM98 256H97V257H98ZM104 256H106V255H104ZM120 256H119V257H120ZM125 256L123 255L122 258H118L119 261H120V259L122 260ZM128 256H129V255H128ZM100 257H101V256H100ZM100 257H99V259H100ZM134 257L137 258V256H134ZM140 257H141V256H140ZM85 258H86V257H85ZM85 258H84V259H85ZM88 258H89V257H88ZM91 258H92V259H91ZM95 258H96V257H95ZM95 258H94V259H95ZM129 258H130V257H129ZM141 258H142V257H141ZM90 259L93 260V256L90 257ZM104 259H105V258H104ZM115 259H116V258H115ZM118 259H117V260H118ZM144 259H145V257H144ZM149 259H150V258H149ZM91 260H90V262H92ZM100 260H101V259H100ZM105 260H106V259H105ZM129 260H130V259H129ZM133 260H134V259H133ZM135 260H136V259H135ZM135 260H134V262H135ZM98 261H99V260H98ZM122 261H125V259H123ZM136 261H137V260H136ZM139 261H141V260H139ZM142 261H143V260H142ZM150 261H151V260H150ZM93 262H94V261H93ZM93 262H92V263H93ZM109 262H111V261H109ZM116 262H117V261H116ZM116 262H115V263H116ZM83 263H84V262H83ZM95 263H96V262H95ZM101 263H102V260H101ZM120 263H121V262H120ZM122 263H123V262H122ZM125 263H126V262H125ZM131 263H133V262L131 261ZM141 263H142V262H141ZM141 263H140V262H139V263L137 262V264H141ZM145 263H146V262H144V264H145ZM78 264H79V263H78ZM117 264H118V263H117ZM126 264H127V263H126ZM129 264H130V262H129ZM135 264H136V263H135ZM142 264H143V263H142ZM250 264H251V263H250Z\"/></svg>",
	"mask_w": 264,
	"mask_h": 264
}]
</instances>
